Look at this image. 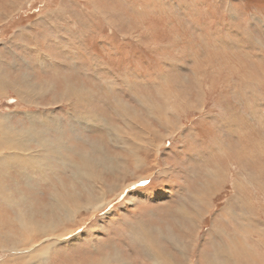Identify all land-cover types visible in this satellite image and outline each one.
Listing matches in <instances>:
<instances>
[{"label":"rangeland","instance_id":"374dc122","mask_svg":"<svg viewBox=\"0 0 264 264\" xmlns=\"http://www.w3.org/2000/svg\"><path fill=\"white\" fill-rule=\"evenodd\" d=\"M78 88L87 94L84 103L69 97ZM120 103L130 105L138 123L122 115ZM29 117L38 120L29 124ZM165 118L168 132L158 122ZM7 127L20 134L26 149H0V155L35 160L42 170L27 165V171L36 173L42 187L58 189L61 198H74L72 210L111 201L83 225L89 215L76 210L64 227L77 231L56 246L49 263L83 264L98 259L104 246H118L133 259L128 264H147L150 255L137 243L143 241L165 245L174 263L184 264L175 238L191 224L178 210L184 200L193 214L191 195L210 180L207 171H220L222 186L211 196L213 208L200 221L188 258L208 264L214 245L236 241L249 246L255 261L226 256L227 264H264L258 237L264 230V0H0V132ZM173 129L174 135L164 138ZM117 133L129 144H116ZM92 153L111 160L85 165ZM0 171L8 181L24 183L18 165ZM75 172L88 179L79 174L70 184ZM147 175L152 177L138 181ZM242 201L254 208L249 240L238 226L246 212ZM48 202L42 201L40 221ZM8 204L0 202V211ZM230 208L236 220L228 227L220 215ZM59 213L56 205L55 218ZM11 225L8 220L0 234L13 232ZM143 225L153 231L152 239L143 235ZM0 245L8 243L0 239ZM3 261L14 264L0 252Z\"/></svg>","mask_w":264,"mask_h":264},{"label":"bare ground","instance_id":"6f19581e","mask_svg":"<svg viewBox=\"0 0 264 264\" xmlns=\"http://www.w3.org/2000/svg\"><path fill=\"white\" fill-rule=\"evenodd\" d=\"M80 89L81 88L71 89V92H69V97L74 98L76 96V98H77L76 101L78 103H84V102L87 101L86 100L87 94L84 95V94L80 93L81 92ZM29 90L34 92L33 89H31V88ZM37 91H38V88L36 87L32 98L35 97ZM17 94L20 96V91H17ZM169 99H171V98H169ZM120 105L123 106L122 107L123 108L122 115L124 117H127V116L131 115L132 118H133L132 123H135V121L137 119H136V116L132 113L130 105L123 104V103H120ZM150 105H151L152 109H156L155 107H153L152 104H150ZM151 115H154V113H151ZM30 117H34V115H31ZM30 117H29L30 121H28L29 124H33L31 122H34V120H36V121L38 120L37 118L30 119ZM52 121L56 124V128L60 129L59 125H58V121H55V120H52ZM158 122H159L160 126L162 128H164L166 130V132H168V128L167 127H169V125L167 123V119L165 118L161 122H160V120H158ZM34 124H36V123H34ZM142 126H143L142 127L143 129H147L148 130V132H147L148 134H155L154 136H156L158 134L156 131L152 130V128L147 127L146 124L145 125L142 124ZM129 127H131V126H129ZM13 129L14 128H12V127H7L6 128L7 132H0V134L2 136V138L0 137V142L1 141L3 142V145H0L1 146L0 149H6L8 151H22L23 152V151H25L26 148H24L22 146L21 142L19 141L20 140V134H18L17 132H13ZM175 129H177V128H175ZM32 132L29 131L27 133L31 134ZM124 132L126 134L129 133L128 131H124ZM175 132H176V130L173 129L164 138L172 137ZM117 134H115L116 136L114 137V138L118 137V141L116 140L117 141L116 144H120L121 148H123V146L125 144H129V142H130L129 138H126V137L122 138L120 133H117ZM129 134H131V133H129ZM56 135H59V134H56ZM133 137L135 138L134 135H133ZM164 138L162 140H164ZM4 140H6V143H4ZM10 140L14 141L15 143H10ZM153 143H155V142H153ZM159 146L160 145L158 143H156V145H155L156 149H159L160 148ZM44 149H45V153H49L51 151L50 148H45L44 147ZM97 152L101 153L102 150H100V151L97 150ZM1 155L3 157L0 160H2V161L4 160V162L0 161V169L2 168V170H5L7 167L12 166V164L18 165L19 167H21V170H22L21 173L24 176L23 177V182L24 183H22L21 186H20L21 180H16L14 183L10 182V181H8V180H6L5 178L2 177V173L0 171V186H2L4 188V190H5V192H6V194H3V189L0 187V202H8L9 203L5 208H2L1 211H0V232H4V229L5 230L7 229V228H5V225H6L8 220L12 223L11 229L14 230L13 232H7L4 235L0 234L1 235L0 239L5 240L8 243L7 246L0 245V252H1V254L3 256H6V254H7L8 257H11L14 264H17L18 261H20V262H18V264H20V263L21 264H33L30 261H34V264H37L40 261H41L42 264H46L45 262L49 259V257L52 254V252L54 250H57V249H55L56 246L59 245L62 242L65 243L66 242L65 241L66 237L71 236L70 238H72V236H74V233H75V231H77V229L76 228L75 229L72 228V230H70L69 227L67 228V227H64V226H66L67 224H69L72 221H74L78 210L82 209L83 207H81L79 205L80 207L77 206V208L75 210H72L75 207V205L72 203L74 198H73L72 201L70 200V198H67V197H62L61 198V192H59L58 189H55L54 186L50 190H48L47 187H42L44 182L42 180L38 181V179H36V177H35L36 175H34L35 172L32 174L29 171H27L28 169L26 168L27 165H29V168H32L33 170L41 171L42 167L38 166L36 164L35 160H31L30 158H28V160H27V158H23V157H21V159H19L18 157H13L11 159V157H10V155L8 153H4V154H1ZM22 155H24V154L22 153ZM91 157H92L91 162L87 161L88 158H86V161L83 162V163H86L85 165H88V164L92 163V166H93L95 164V162L97 160H99V159L104 158L106 160H111V158L108 157L107 154H104V157H102L101 155L98 157L97 154L93 155V153H92ZM136 161H137V163H140L139 158ZM23 165H26V166H23ZM116 167H117V164H116ZM76 168H77V165H76L75 169ZM115 170H117V169H115ZM219 173H220V171H218L216 173H214V171H207V175L208 176L202 175V176H205V177H209L210 180L207 178L209 181L202 184V191L198 192V190H197V192H198L197 196L191 195L192 199H193V204H194V205H191V206H193V209H194L193 210V212H194L193 214L189 213V209L188 208H187V210L185 209V207H188V206H186L187 203H185L184 200H182L183 204L180 207L181 209L178 210V212H181L182 215H185L187 220H189L188 222H190V224H191V227H189V226L186 227L185 224H184V226H185L184 233L185 234H181V235H183L182 238L179 237L180 234H179V236H177L179 238H175V245L177 246V249L179 250V255H181L182 258L185 259L184 264H194L195 263L192 259H189L190 257L188 258L189 250L191 248H193V246H191V244H192V241H193L195 235H198V233H200L199 232V226H200L199 223H200V221L203 220V218H205V216L207 214H209L211 212V209L213 208L214 203H213V200H212L211 196L215 195V193L217 191H219L220 187L222 186L223 182H221V179L218 176ZM79 174L77 172L74 173L73 179L70 181V184L75 183L78 175L82 176L86 180L88 179L87 175H85V173L82 174L80 172ZM150 177H152V176L151 175L150 176H148V175L147 176H142V177H139L138 181L147 180ZM138 181H136V182H138ZM8 182L10 183L9 187H8ZM136 182L131 183L130 185L131 186L135 185V184H137ZM129 186H126V187H129ZM192 186H194V185H192ZM62 187H65V185L62 184ZM199 188H201V186ZM233 188H234V186H233ZM35 189L37 190V192L39 191V193L41 195L40 198L43 197V200L42 199H38L39 198L38 197L39 194L37 195V193L35 192L36 191ZM73 189H74V187H73ZM51 190H52V192H51V194L49 196V193H50ZM191 190H190V192H192ZM92 191L88 192L89 193L88 197H91L92 200H93L94 193H92ZM44 199H46V201L50 202V203L48 202L49 204H46V206H48L50 208L48 210H46V211L43 209L44 211L39 213V216H41V221H40L38 219L37 213L39 212V210L41 211L42 208L44 207V206L42 207V201H44ZM99 200L100 199L96 200V202L94 204L92 203V201H90V204H88L89 206L87 204H85L88 207L87 208H83V209L86 210L87 215H89L90 218H88L89 216L87 218H84L82 220L83 222L81 221L82 222L81 225L85 224L88 220H91L98 212L103 210V207L105 209L107 207V205H109L110 202H111V201L106 202V201H104L102 199L103 202L102 203L101 202L98 203ZM203 200L204 201L207 200V201H205L206 203H204ZM19 201H21L22 204L19 203ZM130 201H131V203H134V201L132 199L129 200V203H130ZM56 205H58L60 210L63 212V214L59 213V215L61 217L63 215H65L63 218H61L60 216L55 218L54 214L56 212ZM239 205H240L239 207H242V212H244L243 210H245L246 212H244L245 214L243 216L241 215V217H240L241 220H240V222L238 221L240 225H238V226H241L240 227V231L243 232L244 234H246V238L248 239V237H249V236L247 237V235H249L248 234L249 233L248 225L251 226V224H252V222L250 221L252 219L251 215H250V212H252V210L254 208H251L252 204H250L248 201L246 203H244V201H242L241 204L239 203ZM45 209H47V208H45ZM7 210H8V212H7ZM76 210H77V212H76ZM47 211L52 213V214L50 213V215H49V220H47L45 218V214H46V216L48 215ZM1 212H4V213H1ZM220 216L225 218V222L229 225L228 227L234 225L233 223H235L234 220H236V219L232 218L233 211H232L231 208H230V210L226 209V212L223 213ZM2 219H4V220H2ZM37 219L40 221V222H38L39 224L36 221ZM17 220L19 221L18 224H17ZM170 222H172V221H170ZM212 223H213V227H214L215 226V222H212ZM29 224L35 225V228L32 227V229L30 228V230H29L28 229V225ZM19 225H21V227L23 229H19L20 228V227H18ZM8 226L9 225H7V227ZM215 227L218 228V226H215ZM36 228H38V229L33 233V231ZM143 228L145 229V232L144 233L142 232L143 235L146 238H151L152 239V232L153 231L147 232L149 228H148V226H145V225H143ZM236 228H235V230H237L239 227L237 229ZM167 229H169V227H167ZM56 230L57 231L59 230L62 234H59V233L56 234V232H55ZM161 230H164V229H161ZM155 232H157V231H155ZM227 232L228 231H223V233H224V235L226 237L228 235ZM258 232H261V230H259ZM157 233H160V229L159 228H158V232ZM263 233H264V230H262V234L259 233V236H258V237L262 238V239H260V241L262 243L258 242V243L263 244L262 247L264 246ZM219 234L220 233H218L217 235H219ZM153 236H154V233H153ZM155 236H156V234H155ZM229 237H231V236L229 235ZM142 238H143V236H141L140 239L142 240ZM154 239H155V237H154ZM227 239L230 240L231 238L230 239L227 238ZM146 241L149 242V240H146ZM135 243H134V245H135ZM137 243H139L138 245H141V246H138L139 248L140 247L144 248L146 253H148L150 255L149 259L151 260V262L148 263V260H147L146 261L147 264H175L174 261L171 258V254L167 253V251H170V250H168L165 245H160L158 242H156L155 244H151L152 242H150V244H147V243H145L143 241L142 242H137ZM114 245H116V243ZM148 245H150V246H148ZM1 247H3L5 250H7L8 253H5V250H3V248H1ZM223 247H226V248L223 249ZM248 247L249 246H247V247L243 246V245L237 243L236 241H231L229 244H226V246L214 245V249H215V255H214V258H213L214 261L207 260L205 258V256H204V258L206 259V262L208 264H227V261L225 260L226 256H229V257L230 256H234V257L243 256V259L247 258L249 261L254 262L256 256L253 253H252V256H249L250 255V253H249L250 251L247 250ZM103 250H102L103 252L101 251V255L98 257V259L89 260V261L86 260V261L83 262V264H128V261L131 259V258L125 257L126 254H125L124 250L120 249L118 246H113L112 248H110L108 246H104ZM53 254H54V252H53ZM39 257H42V259H40ZM237 259H239V258L237 257ZM131 260H133V259H131ZM222 260H224V261H222ZM47 262H48V264H51V263H49V261H47ZM235 262L237 263V261H235ZM1 264H10V263H8L7 261H3Z\"/></svg>","mask_w":264,"mask_h":264}]
</instances>
